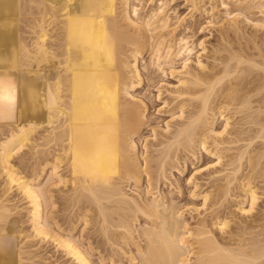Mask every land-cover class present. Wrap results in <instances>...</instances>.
<instances>
[{
    "label": "bare ground",
    "instance_id": "bare-ground-1",
    "mask_svg": "<svg viewBox=\"0 0 264 264\" xmlns=\"http://www.w3.org/2000/svg\"><path fill=\"white\" fill-rule=\"evenodd\" d=\"M189 1L192 2L190 7L195 8L192 11L210 14V20H207L210 26L212 22L228 25L222 38L230 31L241 32V24L245 22L254 29L264 27V0H221L224 13L218 22L214 20L217 5L212 6L209 1V8L204 0ZM148 3L154 4L147 7ZM169 3L167 0H0V174L3 175L0 264H51L46 260L48 257L36 259L39 257L34 252L36 245L32 249L31 244L28 247L24 244L28 237L18 227V217L12 215L17 208V205L13 208L15 204L12 205L13 199L9 198L14 188L27 200L32 235L43 241L51 240L76 264H105L106 258L111 264H264V213L250 215L249 212L247 219L241 222L237 221L241 218L236 220L237 213L234 214L236 218H232L227 211L229 218L223 208L218 211L222 205L226 207L234 202L231 195V201L226 199L228 204L224 198L232 190L230 184L234 181H240L244 195L250 200L249 211L258 200L254 189L258 186L254 185L252 175L254 171H257L255 174L264 172L263 52H258L260 58L257 56L259 59L256 60L233 51L228 52L230 55H219L214 47L213 52L217 51L218 55L211 57L218 63H205L198 52L194 64L192 53L197 46L194 47L195 41L191 43L192 37L187 31L193 26L189 23L191 27L187 24L176 30L181 19L172 15ZM230 3L237 8L233 9ZM245 11L253 12L257 18H250ZM175 18L177 22H174ZM27 31L32 34V42L24 35ZM148 52V61L144 62L143 55ZM178 57L181 65L176 68L174 61ZM231 62L234 65L246 63V69L242 71L246 74L255 72V67H260L261 72L256 70L258 75L252 74V81H249L250 75H239V66L235 67ZM167 64L171 66V74L178 71L175 74H179L180 83L171 88L172 92L164 102L172 104L173 110L178 109L180 120H176L174 128L168 126L165 129L168 134L163 133L165 135L160 138L163 140L156 137L159 142L157 140L155 145L163 147L161 153L142 158L138 144L150 116L148 118L145 99L133 91L145 81L148 88L153 86L156 75L152 77L151 72L165 73ZM234 67L238 72L233 70ZM245 78L252 84L247 92L244 91L245 84L249 83ZM220 84L222 86L217 88ZM254 91H259L258 96L262 93L261 96L253 95ZM215 94L220 96L215 97ZM157 97L160 98V92ZM220 100L227 101V105ZM233 101L234 106L237 105L233 106L235 114H244L240 117L244 121L230 120L229 117L235 115L231 108L229 114L232 115L228 114L227 122L215 126L218 114L225 117ZM221 103L223 105L219 107ZM187 107L190 109L185 114ZM9 120L12 125L7 126L5 123ZM227 132L233 133L232 136L221 137L223 141L218 142V137ZM247 133V138L241 136ZM209 137L215 143L211 144L216 145L213 149L207 145ZM241 141L246 142L239 144ZM253 141L259 142V146H254L255 153L253 150L254 154L248 156L253 172L246 174L242 162L246 159L245 154L251 152L248 148L252 147ZM226 142L244 148L236 156L229 157L232 161L226 158L230 168L224 164L227 168L216 172L220 175L216 174L215 180L224 181L216 182L213 192H219L217 188L223 189H220L221 199L224 198L226 203L217 202L220 207L216 206L218 210L213 211L215 215L212 214L211 219L201 216L193 227H189L182 216L183 209L174 198H169L170 193L162 192L161 184L159 186L162 178L167 177L166 165L173 158H180L181 155L175 153L178 150L187 149L197 154L206 148L216 154L213 151L218 150L217 146ZM173 149L175 154L172 156ZM28 150L36 151L30 169L33 174L28 170L31 176L23 174L15 162L17 158L25 159ZM239 171L245 174L239 175ZM132 185L136 195H133L134 190L128 191L131 188L128 186ZM59 190L65 193L62 203L73 216L70 217H76L78 222L83 220L86 226L93 225L98 232L101 238L96 244L98 247H93L90 242L85 246L78 240L81 238H75L79 236L72 235L76 228V222H71L73 219L66 229L58 225L59 220L54 215L58 206L54 192ZM215 193L203 196L207 200ZM239 195L236 200L242 198ZM238 205V210L246 215L248 210ZM209 206L212 207L210 203ZM258 221L262 222V232L247 237L259 226ZM214 229L219 230L218 236ZM30 239L27 240L30 242ZM101 247H105V254L102 253L104 255L101 254L98 261L94 260L93 251Z\"/></svg>",
    "mask_w": 264,
    "mask_h": 264
},
{
    "label": "rangeland",
    "instance_id": "rangeland-1",
    "mask_svg": "<svg viewBox=\"0 0 264 264\" xmlns=\"http://www.w3.org/2000/svg\"><path fill=\"white\" fill-rule=\"evenodd\" d=\"M149 2H150V0H148ZM168 2H170L169 3V6H168V9H170V10H173V11H171V13H172V15L173 16H180L179 18H178V20L179 19H181V21H179V23L180 24H178L177 26H178V29L176 28V30H181V29H183L184 27H186L187 26V24H188V26L191 24V26H193V27H191V26H189V27H191V30H187L188 31V34L190 35V37H192V38H190V40H192L191 41V43H193V41H195V44H194V47H196V49L194 48V53H192V57L194 58V59H192V57H191V59H192V62L194 63L195 62V60L197 59L196 58V55L198 56V52L200 53V55H201V60L202 61H204L205 63L207 62V63H212L213 61H216V62H213V63H218L217 62V60L216 59H212L214 56L213 55H218V54H216L217 53V51H216V53L215 52H213V51H215V50H218V53H219V55L221 54V55H230V53H228V52H230V51H233L234 52V54H241V55H250V56H247V57H251V58H255L256 60L257 59H259L260 57L258 56V55H260L259 53H260V51L261 52H263V55H264V27H263V29L262 28H260L259 27V29H258V27L257 28H255L254 29V27H252V25H250L249 23H247V22H245V23H242L241 24V26L242 27H240V30H241V32H232V31H230V35L228 34V36H226V38H222L221 36L223 35L222 33H226V31L228 30V25L226 26H224V24H220V23H216V24H213V23H215V22H212L211 24V26L209 25V23L207 22V20L209 21L210 19V14L209 13H207L206 14V12H205V14H204V12L202 13L201 11H199V10H196V11H192V9H194L195 10V8H191L190 6H192V2L191 1H189V0H167ZM211 3H210V2ZM214 1V2H213ZM154 2H155V0H154ZM207 3V7H209V3L212 5V6H216L217 5V7H215V10H216V15L214 16V20L216 21V22H218V20H221V16L223 15V13H224V10H223V8H222V6L220 5L221 4V0H204L203 1V3ZM213 2V3H212ZM154 3H148V5H147V7L148 6H152ZM213 4H215V5H213ZM231 4V3H230ZM231 7H232V4L230 5ZM210 8V7H209ZM220 8V9H219ZM222 8V9H221ZM233 8V7H232ZM234 8L236 9L237 7L236 6H234ZM233 8V9H234ZM176 9V10H175ZM252 11H254V9L252 10ZM251 11V12H252ZM218 12V13H217ZM223 12V13H222ZM250 12L248 11V12H244V14H246V15H248L249 17L251 16H254L252 13H250ZM203 16H202V15ZM252 14V15H251ZM219 16V17H218ZM256 16H259V14L257 15L256 14ZM264 16V15H263ZM182 17H183V19H182ZM208 17V18H207ZM250 17V18H251ZM255 17V16H254ZM254 17H252V18H254ZM217 18V19H216ZM255 18H257V17H255ZM176 18L174 19V22H177L178 21ZM206 20V21H205ZM202 21H204V22H202ZM182 22V23H181ZM190 23V24H189ZM200 23V24H199ZM205 23V24H204ZM199 24V25H198ZM205 25V27H203L204 25ZM209 26H208V25ZM186 25V26H185ZM207 25V26H206ZM249 26V27H248ZM188 27V28H189ZM201 27H203V28H201ZM227 28V29H226ZM193 29V30H192ZM223 29V30H222ZM239 30V31H240ZM247 30V31H246ZM254 33V34H253ZM237 34V35H236ZM241 34V35H240ZM244 34V35H243ZM25 37L27 38V41H29V42H32L33 41V39H32V34H29L28 33V31H27V33L25 32ZM219 35V36H218ZM240 37V38H239ZM230 38V39H229ZM234 38V39H233ZM245 38V39H244ZM221 39V40H220ZM254 39V40H253ZM263 39V40H262ZM203 40H205V42L204 43H202L203 42ZM220 40V41H219ZM199 42H201V44L199 43ZM220 42V43H219ZM198 44H200V45H198ZM227 44V45H226ZM240 45V46H239ZM206 46V47H205ZM224 46H226V47H224ZM246 46V47H245ZM207 49V50H203V49H205V48ZM217 48V49H215V50H213V48ZM220 47V48H219ZM241 47V48H240ZM255 47V48H254ZM229 48V49H228ZM232 48V49H231ZM251 48V49H250ZM210 49H212V51L210 50ZM211 51L212 53H209V51ZM220 50V51H219ZM203 51H205V52H207V56L206 55H204V54H206L205 52H203ZM197 52V53H196ZM236 52V53H235ZM259 52V53H258ZM204 53V54H203ZM210 55H209V54ZM225 53V54H224ZM256 53V54H255ZM212 54V55H211ZM233 54V53H232ZM199 55V56H200ZM209 55V56H208ZM256 55V57H253V56H255ZM262 55V54H261ZM144 56V57H143ZM142 57L145 59L144 60V62H147L148 61V57H149V52L148 53H146L145 55H143ZM148 56V57H147ZM211 56H213V57H211ZM209 57V58H208ZM179 58V57H178ZM178 58H176V60L174 61V67H176V68H178V66L180 67V65H181V60H180V58L178 59ZM207 60V61H206ZM212 61V62H211ZM192 63V64H193ZM234 63H236V61L234 62ZM195 64V63H194ZM231 64H233L232 62H231ZM234 65V64H233ZM232 65V66H233ZM245 65L247 66V64L245 63H243L242 65H240V64H235L234 66L235 67H237V66H239V70L236 68L235 69V67H234V71L235 70H238V71H240L239 72V75H240V73H245V72H242V71H245V69H246V67H245ZM245 68H244V67ZM171 68V66L169 65L168 66V64L167 65H165V73L163 72H157V71H155V74H154V70H153V72H151V73H153V76L152 77H154L155 75V77H154V84H153V86H151L150 88H148V86H147V81H145V83H143V85H141V87H137V89H135V91H133L134 92V94L135 95H137L138 97H141V99L142 100H144L146 103H147V106H148V108H146L147 106L145 105L146 103H144V105H145V109H147V113H148V118H149V116H150V118H149V125H147V127H145L144 128V131H143V134H142V136H141V142H139V144H138V150L140 151V153H141V156L143 155L144 157H142V158H146V157H148V156H152V155H159V153H161L160 151L162 150V145L161 146H156L155 144L157 143V140L159 139L160 140V138H162L165 134H163V133H167V131L165 130V129H167V127L169 126V127H171L172 126V128H174L175 126L174 125H176L177 123H176V120H180V113H179V111H178V109H175L174 108V110H173V108H171V107H173V105L171 104V105H168V103H166L165 104V102H164V100L166 101V98L168 99V97L170 96V93L172 92L171 90L173 89V87H178L179 86V80H180V76H179V74H175V71L176 70H174V73H172L171 74V72H170V68ZM173 67V68H174ZM243 67V68H242ZM233 68V67H232ZM240 68L242 69V70H240ZM260 67H255L254 68V71L255 72H253V73H251V74H248L249 72H247V74L245 73V75L247 76V75H250V76H248V77H250V79H249V81H252L251 79L253 78V76H252V74H257L258 75V73H257V71L256 70H258ZM152 69H154V68H152ZM181 69V68H180ZM179 69V70H180ZM244 69V70H243ZM142 70H143V68H142ZM178 70V69H177ZM247 70H248V68H247ZM169 71V72H168ZM233 71V72H234ZM238 71H235V72H238ZM249 71V70H248ZM259 72H261V70L259 69L258 70ZM143 72H147V71H145V70H143ZM178 71H176V73H177ZM234 72V73H235ZM233 73V74H234ZM166 76H165V75ZM238 74V73H237ZM164 75V76H163ZM245 75H243V77L245 76ZM245 76V77H246ZM144 77L146 78V75H144ZM162 77V78H161ZM165 77V78H164ZM248 77H246V78H248ZM252 77V78H251ZM156 78H158V79H156ZM245 78V80L247 81L248 79H246ZM161 79V80H160ZM164 80V81H163ZM158 81H162L161 83L160 82H158ZM249 81H247L248 83H249V85L248 84H245V85H247L243 90L245 91V92H247L248 91V87L250 88V87H252V84H251V82H249ZM251 84V85H250ZM155 85V86H154ZM158 85V86H157ZM222 85L220 84L219 86H217V88H219V87H221ZM152 88V89H151ZM166 88V89H165ZM172 88V89H171ZM251 89V88H250ZM247 90V91H246ZM166 91V92H165ZM150 92V93H149ZM159 92H160V98H158L157 97V95L159 94ZM161 92H163V93H161ZM170 92V93H169ZM257 92H259V91H257ZM257 92L256 91H254L253 92V95H256V97H259V96H261V94L262 93H260V95L258 96V94H257ZM263 92H264V90H263ZM156 93V94H155ZM252 93V92H251ZM217 94H220L221 95V92H219L218 91V93ZM217 94H215L214 96L215 97H218V96H220V95H218L217 96ZM148 97H151V98H148ZM213 97V96H212ZM224 99V98H223ZM227 99V98H226ZM220 101H224L225 103H224V105H227V101H228V99H227V101H225V100H220ZM216 103H219L218 101H215ZM214 102V103H215ZM235 101H233V102H230V106H232V107H229V109H230V111H226V113H225V117H222L221 115H219L218 114V118H217V120H215L216 122H215V126H222V124H224L225 122H227V118H228V116L229 115H232V114H229V113H231L232 111L234 112L233 113V115L235 114V108L233 109V106L235 105V103H234ZM232 103V104H231ZM220 105H221V107H222V105H223V103H221V104H219V107H220ZM228 105V106H229ZM237 106V105H236ZM236 106H234V107H236ZM231 108H232V111H231ZM187 109H190V107L188 108H186V113L185 114H188V110ZM228 109V110H229ZM180 114V115H179ZM229 114V115H228ZM238 114H241V115H238ZM235 116H236V118H235ZM153 117V118H152ZM239 117V118H238ZM240 117L242 118V117H244V114H242V113H236L235 115H234V118H232V116H230L229 117V119L231 118L232 119V121L235 119L236 121H241L242 119H240ZM152 118V119H151ZM175 118V119H174ZM230 119V120H231ZM169 120V121H168ZM171 120V121H170ZM174 122H173V121ZM226 120V121H225ZM244 120H242V122H243ZM171 122V123H170ZM12 123V120H9L7 123H5L7 126H9V125H12L11 124ZM170 123V124H169ZM176 123V124H175ZM219 124V125H218ZM221 124V125H220ZM4 125V124H3ZM153 125V126H152ZM231 127V126H230ZM245 127H247V125L245 126ZM153 129H154V131H153ZM222 129V127L220 128V130ZM231 130V129H230ZM6 131H7V129H6ZM6 131H4L5 133H6V135H7V132ZM160 131V132H159ZM232 132H233V130H231ZM155 132V133H154ZM228 133V134H227ZM227 133H223V134H221L218 138L220 139H216L218 142L219 141H223V138H228L229 136H232V134L233 133H230L229 134V132H227ZM168 134V133H167ZM166 134V135H167ZM227 134V135H226ZM6 135H4L3 137H5ZM154 135V136H153ZM163 135V136H162ZM158 136V137H157ZM225 136V137H224ZM226 136H228V137H226ZM241 136H245V137H243V138H247L246 136H248V133L246 134V135H243V134H241ZM158 139H157V138ZM221 137H223V138H221ZM145 138V139H144ZM147 138V139H146ZM164 139H165V137H164ZM159 140H158V142H159ZM161 140H163V139H161ZM160 140V141H161ZM213 140H215V138H213ZM144 141H145V143H144ZM216 141V142H217ZM211 142H212V138L211 137H209L208 138V142H207V145L209 144V146L211 147V148H209V146H208V148L209 149H213V148H215L216 147V145L215 146H213L212 144H211ZM217 142V143H218ZM241 142H243V143H241ZM239 144H244L246 141H241ZM213 143V142H212ZM216 143V144H217ZM258 143L259 142H256V141H253V144H251L250 146H252V147H250V148H248L249 150L250 149H252V150H250L251 152H249V153H247V154H245V156H244V158H246V159H243V166L245 167H242V169L244 168V170L245 171H243V172H245L246 174H249V172L251 173V172H253V170H251V168L249 167V162H248V160H249V157H250V153L252 154L253 152L255 153V151L256 150H254L253 148H255V147H258L259 145H258ZM211 144V145H210ZM213 144H215V143H213ZM226 146H225V145ZM238 144V145H239ZM222 144H220L219 146L221 147H219V146H217V148H218V150L219 149H221L220 151H218L217 149L215 150V151H213V153H216V154H212V150H205V149H201V150H203V151H201L200 150V152H197V154H195V153H193L192 151H190V150H187V149H182V150H178V153H177V151L175 152L177 155H181L180 156V158L179 159H176V157H175V159L173 158V161H171L172 159H169V161H171V162H169V164L167 163V165H166V173H167V177L166 178H162V180H161V182L159 183V186H160V184H161V186H160V188L162 189V192L163 191H165V192H168V193H170V195H169V198H174V201L176 202V204H178L181 208V210L183 209V214H182V216H183V218L186 220V221H188V223H189V227H193L196 223H195V221L197 222L198 220H199V218L201 219V216H202V218H203V216H205L206 215V217L207 218H209V219H211V215L213 214V215H215V213H213V211H217L218 210V206L220 207V203H226L225 201H227V200H230V198H231V196H233L231 199L232 200H234V202H235V204H234V202L233 201H231L230 203H232V205L229 203L228 204V202L229 201H227V204H228V206L230 205V206H232V207H228L227 205H226V207L227 208H229V209H232V212H231V210L229 211V209H227L226 207H224L225 205H222L221 206V208H219V210L218 211H221L220 209H222L225 213L228 211L229 212V214H232L231 215V217L233 218L234 217V214H236L237 213V218H236V216L234 217V218H236V220L237 219H239V218H241L240 220H237V221H241V222H243V219L245 220V219H247L246 217L250 214V215H252V214H258V213H264V175L262 176V174L261 173H263L264 174V172H259L258 174H255L257 171H254L253 172V175H255V176H253L252 175V181H253V183H254V185L255 186H258V187H254V189L255 190H257V193H258V200L256 201L257 203H254L255 205H253L254 206V208H253V210H251V211H249V209L250 208H248V206H250V200L249 199H247V197L244 195V190H243V187H240V181L238 182V181H234L232 184H230L231 186L233 185V187H231L230 189H232V190H229L230 192H227V195H225V201H224V198L223 199H221L222 198V196H221V192H220V189L221 188H217V190H219V192L218 191H216V193L215 192H213V191H215V190H213V188H215L216 186H217V183H218V181H219V183L221 184L222 182H220V181H224V180H218V181H216L217 179V176L218 175H220L219 173H216L218 170H222L223 168H225L227 165H228V163H230V162H228L227 163V160L229 159V157H231V156H233V155H237L239 152H240V150L241 151H244V148L242 149H239L238 147L240 146H238V147H234V146H237V144H234L233 146H232V144L230 145V143L229 142H226V143H223V145L221 146ZM228 145H230V146H232V147H228ZM257 145V146H256ZM255 146V147H254ZM159 147H161V149L159 148ZM229 149L228 150V152H227V150L226 149ZM231 148H235L234 150H231ZM148 151H147V150ZM158 151H157V150ZM223 149V150H222ZM155 150V151H154ZM224 150H226V152H224ZM235 150H237V152L235 153L234 151ZM254 150V151H253ZM33 151V152H32ZM142 151H144V152H142ZM157 151V152H156ZM172 151H175L174 149L173 150H171V152ZM184 151H185V153H184ZM188 151V152H187ZM253 151V152H252ZM33 154H32V153ZM35 152L36 151H34V150H28V152H26V154H25V159H23V158H17V159H15V162H16V166L20 169V171L21 172H24L23 174H27L26 176H31V174L29 173V171L28 170H30L31 169V167L33 166V162H34V156L36 157V154H35ZM170 152V153H171ZM219 152V153H218ZM143 153V154H142ZM173 153L174 152H172V156H173ZM174 153V154H175ZM227 153V154H226ZM232 153H234V154H232ZM253 153V154H254ZM35 154V155H34ZM199 154V155H198ZM32 155H34V156H32ZM145 155H147L146 157H145ZM195 155V156H194ZM219 155V156H218ZM220 155H222V156H220ZM227 155V156H226ZM28 156V157H27ZM30 156V157H29ZM31 156H32V158H31ZM150 156V157H151ZM234 156V157H235ZM249 156V157H248ZM219 157V158H218ZM222 157V158H221ZM234 157H232V159H234ZM226 158H228V159H226ZM29 159V160H28ZM226 159V160H225ZM186 162H185V161ZM222 161V162H218V161ZM229 160H231V159H229ZM228 160V161H229ZM232 161V160H231ZM28 162H31V163H28ZM224 162V163H223ZM19 163V164H18ZM22 163V164H21ZM187 163V164H186ZM248 163V164H247ZM31 166H30V165ZM226 166H225V165ZM28 165V166H27ZM223 165H224V167H223ZM246 165H247V167H246ZM28 167V168H27ZM168 167V168H167ZM184 167V168H183ZM228 168H230V165L229 166H227ZM226 167V168H227ZM248 168V169H247ZM150 169H152L151 167H150ZM178 169V170H177ZM180 169V170H179ZM250 169V170H249ZM32 170V169H31ZM31 170H30V172H31ZM26 171V172H25ZM213 171H215V173L213 172ZM261 171V170H260ZM264 171V170H263ZM224 172H227V170L225 169V171ZM223 172V173H224ZM242 171H241V173L242 174H245V173H243ZM32 174H33V172H31ZM240 173V171H239V175L241 174ZM211 174H212V176H211ZM216 174H218V175H216ZM259 174H261L260 176H259ZM216 175V176H215ZM259 176V178H257ZM1 177H2V179H1ZM213 177V178H212ZM257 178V179H255V178ZM261 177V178H260ZM191 178V179H190ZM243 178V177H242ZM216 179V180H215ZM239 180V179H238ZM247 180H244V182H246ZM256 182V184H255V182ZM263 181V182H262ZM3 175H2V173L0 174V189L2 190L3 188L1 187L2 185H3ZM217 182V183H216ZM237 182V183H236ZM1 183H2V185H1ZM166 183V184H165ZM171 183V184H170ZM224 183V182H223ZM235 183V184H234ZM239 183V184H238ZM177 184V185H176ZM197 184V185H196ZM224 184H226V181H225V183ZM237 184V186H235ZM260 184V185H259ZM171 185V186H170ZM179 185V186H178ZM196 185V186H195ZM253 185V184H252ZM134 185H132V186H128V188H130V189H128V191L129 190H131V192H129V193H132V191L134 190V192H133V195L135 194L136 195V190L135 189H133V188H135V187H133ZM174 186V187H173ZM200 186V187H199ZM61 187V186H60ZM164 188V189H163ZM16 188H14V190H13V192H11L10 193V196H9V198L10 199H13V203H11L12 205L13 204H15V205H13V208H16L15 209V211H12V212H14L15 213V215H14V213L12 214L14 217H18L17 219L19 220V223H18V227L21 229V231H23V233L22 234H25L28 238L27 239H30V242L26 239V243H24L25 244V246H29V244H31L30 245V247L32 248V249H34V247H35V245H36V247L37 248H35L34 250H36V251H34L35 252V254H39V257H37L36 259H43V258H47L46 260L47 261H49V262H51V264H76V262L73 260V258H71V257H69L68 255H65V253L60 249V248H58L57 246H56V244L54 243V242H52L51 240H44L43 241V239L42 240H40L41 238H39L38 236L36 237L35 235L33 236L32 235V233H34L33 232V230L31 229V227L32 226H29V225H31L30 224V222H29V216H28V203H27V200L26 199H24V197H23V195L19 192V191H17V190H15ZM235 189V191L234 192H232L233 190ZM239 189H242V192H240L239 191V193H238V190ZM210 190H212L211 192H209ZM223 189H221V191H222ZM206 191H208V192H206ZM259 191V192H258ZM1 192V191H0ZM209 193L210 195H211V193L213 194V193H215V196H209L208 198H207V200H209V201H211V202H207V200H205V197L203 196V194H205V193ZM217 192H218V194H217ZM57 196H55V200H56V203H57V207H56V212H54V215H55V217H56V219H58L57 221L59 222L58 223V225L60 226V227H62L61 229H66V228H68V227H70L69 226V223H71V222H76V228L73 230V232H72V235L75 237L76 235L77 236H79V237H75L76 239H78V238H81V239H78L81 243H83L85 246H87L88 244L87 243H92V246L94 247H98L97 245H98V242L100 241V239L101 238H99L100 236H99V234H98V232H96L95 231V229L94 228H92L93 227V225L90 227L89 225H87L86 226V224H85V222L83 221V220H80L79 222L77 221V219H76V217H74V218H71V217H73L71 214H70V212L68 211V210H65V208L63 207V203L65 202V201H63V199H65L64 197H65V193L63 192V191H56V192H54ZM171 193H172V195H171ZM228 193H229V196H228ZM21 194V195H20ZM235 194V195H234ZM240 194V195H239ZM242 194V195H241ZM216 195H217V197H216ZM231 195V196H230ZM238 195L239 196H242V198L241 197H239V198H241V199H237L236 200V198L238 197ZM262 195H263V197H262ZM64 196V197H63ZM219 196H221V197H219ZM229 198H227V197ZM237 196V197H236ZM261 196V197H260ZM204 197V198H203ZM216 197V198H215ZM219 197V198H218ZM219 199V200H216V199ZM245 198V199H244ZM61 199V200H60ZM211 199V200H210ZM227 199V200H226ZM205 200V205L203 204V201ZM221 200H223V201H221ZM241 200V201H240ZM244 200V201H243ZM216 201V202H215ZM220 201V203H217V202H219ZM240 201V202H239ZM63 202V203H62ZM215 203V204H218V205H215V204H213V203ZM250 202V203H249ZM263 202V203H262ZM209 203H210V205L212 206V207H210L209 206ZM212 203V204H211ZM244 203V204H243ZM62 204V205H61ZM238 204H240V205H242L244 208H245V210H248V212H247V214L246 215H242L243 213H241L239 210H238ZM17 205V206H16ZM185 205V206H184ZM213 205H215V206H213ZM235 207H234V206ZM245 205V206H244ZM16 206V207H15ZM211 208H209V207ZM217 206V207H216ZM25 207H27V208H25ZM213 207H216V209H213ZM21 208V209H20ZM23 208V209H22ZM195 208V209H194ZM197 208V209H196ZM208 208V210H206ZM224 208H225V210H224ZM247 208V209H246ZM61 209V210H60ZM199 209V210H198ZM205 209V210H204ZM209 209L211 210L210 212H211V214H210V212H209ZM14 210V209H13ZM194 210V211H193ZM196 210H198V211H196ZM236 210V211H235ZM66 211V212H65ZM16 212H18L17 214H19V215H17L16 214ZM227 212V213H228ZM250 212V213H249ZM254 212H258V213H254ZM24 213V214H23ZM202 213V214H201ZM226 213V216H228L229 218H230V216H229V214H227ZM249 213V214H248ZM252 213V214H251ZM66 214V215H65ZM68 214H69V216H68ZM199 214V215H198ZM210 214V215H209ZM26 215H27V217H26ZM70 215H71V217H70ZM209 215V216H208ZM239 215V216H238ZM241 215V216H240ZM63 216H65V217H63ZM197 216V217H196ZM244 216V217H243ZM192 217V218H191ZM70 218V219H69ZM190 218V219H189ZM73 219V221H71V222H69L70 220H72ZM67 220V221H66ZM75 220V221H74ZM241 222L239 223V224H241ZM259 223V224H258ZM261 223L262 222H260V221H258V222H256V224H258L259 226H257V228H259V229H257V228H254L253 229V233L252 234H250V235H246L247 237H250L251 235H255L256 233H260V232H262L260 229H263V227L261 228ZM68 224V225H67ZM22 225V226H21ZM233 226H235L234 224H232ZM22 228H21V227ZM24 226V227H23ZM27 226V227H26ZM86 227V228H85ZM27 228V229H26ZM23 229V230H22ZM25 229V230H24ZM92 229V230H91ZM29 230H31V231H29ZM83 231V232H82ZM219 230L218 229H214V232H215V234L218 236L219 235V233L220 232H218ZM216 232H218V233H216ZM255 232V233H254ZM85 233V234H84ZM95 233H97V234H95ZM25 235H23V236H25ZM90 235V236H89ZM96 235V236H95ZM25 236V237H26ZM33 238H32V237ZM91 236H93L94 237V240H93V238L91 237ZM36 237V238H35ZM92 239H91V238ZM96 237V238H95ZM87 238V239H86ZM37 239V240H36ZM96 239H98L97 241H96ZM36 240V241H35ZM42 241V242H40V241ZM91 240V241H90ZM29 243H28V242ZM31 242H33V244L31 243ZM38 242V243H37ZM40 242V243H39ZM50 242V243H49ZM96 242V243H95ZM40 244V245H39ZM41 244H43V245H41ZM45 244H47V245H45ZM94 244V245H93ZM97 244V245H96ZM27 246V247H28ZM34 246V247H33ZM55 247V248H54ZM58 249H59V251H58ZM102 249V250H101ZM99 250V251H98ZM103 250H105L106 251V249H105V247L104 248H99V249H97V250H94L93 251V258H94V260H99V257L101 256V254L102 253H104L103 252ZM51 251V252H50ZM52 251H53V253H52ZM96 252V253H95ZM40 253H42V255L40 254ZM62 254V255H61ZM105 254V253H104ZM104 254H102V255H104ZM48 255V256H47ZM194 255V254H193ZM66 256V257H65ZM41 257V258H40ZM50 257V258H49ZM106 263L105 264H111V263H109V259L108 258H106ZM58 261V262H57ZM34 264V263H33ZM35 264H37V263H35ZM114 264H116V263H114ZM124 264V263H123Z\"/></svg>",
    "mask_w": 264,
    "mask_h": 264
}]
</instances>
